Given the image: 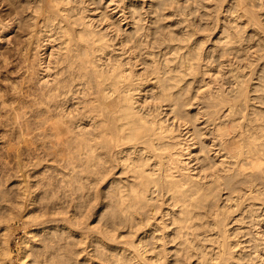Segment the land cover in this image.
Masks as SVG:
<instances>
[{
    "label": "rangeland",
    "instance_id": "rangeland-1",
    "mask_svg": "<svg viewBox=\"0 0 264 264\" xmlns=\"http://www.w3.org/2000/svg\"><path fill=\"white\" fill-rule=\"evenodd\" d=\"M0 1L4 2V0ZM20 1L9 0L7 3L0 2V14H4L2 16L0 15V18H2L0 21H7L6 24L0 23L6 26L8 24L7 27L11 28L9 29L3 25L6 29L5 31L3 26L0 25V28L2 27L1 30L4 29L0 31V33L3 34H1L2 36L0 35V50H2V53L10 55V59L5 55L6 58H3V61L1 56L4 57V54L2 55V53H0L1 60L3 61H0V64H2L0 66V69H2L0 70V84L3 87L2 88L0 85V89L2 92L5 89L3 93L0 92V96L7 93L8 95L3 96V99L7 96H9L7 97L8 99H12L10 103L6 98V100L4 99V101H2L3 99L1 100L0 97L2 101H0V104L2 106L6 101L7 104H11L10 106H7V104L4 105L6 108L3 107V109L0 107V110L4 112H2V115H6L5 113L7 112L5 111H8L6 117H4V115L2 116L0 112V129L2 132L3 129L5 130L4 134L0 133V140L3 139L0 141V264H40L42 262L50 264L52 260L54 264H196L199 259H206L209 261V264H262V261L253 253V250L257 246L258 248H264V204H262V198H264L263 178L257 179L258 185L256 186V188L261 191L260 196L262 198L257 200L248 198L241 201L242 203H239V206H236L238 201L235 199H228L232 194L223 193V191L217 192L216 195L209 200V208H211H205V210L209 209V211L212 210L214 213L216 211L218 214L215 216V221L225 224H218L216 222L215 228L212 226L202 227L199 225H201L200 223L206 218L200 219L201 221L196 220V223L199 224H195V227L189 230L187 237L181 236V233L178 231V225L173 223L174 214H178V210L169 206L166 202L162 203L161 199H154L152 200L151 209H158L154 214V216L156 215L155 222H152V219H154V216H152L150 220L152 223L142 226L135 234V238L132 234V232L137 229L134 221H129L126 226H123L118 219L114 217L116 209L114 186H116L117 182H120V180L130 179V175L123 173L121 170L122 167L116 166L117 163L115 160L112 161V163H108L109 167L103 166L99 173H90L85 170L84 164L80 161H78V163L73 159H66L67 157L65 158V156L61 155L65 158L63 159L60 155L57 157V155L53 153L52 150L55 149L56 142H52L54 137L50 138L51 129L49 123L57 116L49 118L44 110L38 108L37 100L41 94V88L38 89V87H40L38 85L40 84L39 81H41L40 79L42 77L44 78H42L43 80L47 79L46 75L48 74V70L45 71V66L47 67L46 64L49 62L47 60L51 58L52 61H54L55 56L53 58V56L51 57L49 55L52 49L48 47V50L45 49L43 52H40L42 57L38 56V53L36 55L38 56L37 58L34 48V52L31 50V53H29L31 54L29 56L30 59L27 58L25 61L27 62L29 60L28 64L25 63V65H29V62L31 63V58H37L34 61L36 62V60L38 61L39 59V62H34L36 65L33 66H36L37 69L35 70L39 71L36 72L32 64L30 65L31 71H27V73L30 71L29 74L31 77L25 73V69H27L26 66H24L25 71L23 68L22 71H20L21 66L18 63L19 56L16 55L18 51H15L14 48L17 49L19 45L18 41L21 42L24 37L23 33H26L24 29L27 28L28 23L33 21L32 14L34 11L31 12L33 9L32 6L34 5V8H36L40 0ZM89 1L93 3L88 7H97V9H93L91 12L88 11L87 13L91 17L96 18L95 22L98 25V30L101 29L104 31L107 28V22L103 18L105 14L111 18V20H108V22L111 23L108 25L110 26L108 32L113 36L118 33L123 36V32L134 30L133 28H137L138 26L141 31L146 32L147 30L145 28H147L155 37L161 38V47H155L153 49L157 56H161L163 51L170 49V47L174 48L180 45V52L182 54L185 53L186 55L187 52L190 51L191 55L194 57V70L196 74L185 76V79L179 87H182L181 91L183 92V97L190 96V89L193 86V90L199 91L196 102L198 104L195 103L193 108L200 107L201 110H204L206 106L209 105V97L213 94L225 92L226 95L233 96L235 93H238V88L242 86L244 90H247H245L247 93L245 94L246 96L241 97L240 101L237 103L238 115L246 114V117L250 120L248 122L251 123H248V127L259 124L261 127L263 126L264 129V0H244V7H249L250 9H247L249 11L248 14H246L248 15L247 17H245L246 15L243 13L242 8L239 7V5L237 6L236 0H135V2L131 0L136 11V17L134 19H131V17L124 19L122 10L116 8L117 2H111V0ZM73 2L74 3H72V0H69V7L68 4H66V6L70 11L76 13L75 10H80L84 4H82L80 0H73ZM30 3L34 4L32 5ZM148 6H150V8ZM30 7H32V9ZM4 8L8 10V12L11 10L10 8H15L16 10L14 9L15 12L11 10L12 12L10 11L11 13H8ZM19 9L21 11H19ZM22 11L24 15H22ZM251 12L254 18H251ZM126 13H128V10H126ZM5 16L9 19L10 23L15 19L16 21H13L12 24L16 26L14 25V27L10 24L13 26L11 27ZM24 16L25 18H23ZM121 17L122 21L119 22ZM248 17L252 19V22L258 23V31L256 29L257 33L252 30L251 25H246L247 21H249L247 20ZM128 22H130V24H126ZM237 24H239L238 29L235 27ZM21 26H23L24 29ZM16 27L17 30H15ZM6 33L8 35H6ZM231 34L234 36V42L232 44L227 43V38L230 37ZM5 35V38L9 39L8 43L10 44L6 42L7 39L5 40ZM9 36H11V38ZM19 36L22 38L19 39ZM172 36H176L173 41L169 39ZM43 37L44 36H42V39H44ZM12 38L15 39L10 42ZM167 39L168 41H166ZM3 40H5L7 44L4 43ZM11 43L15 45L13 46V50L9 51L8 49L12 46ZM4 44H6V47ZM8 45L9 47H7ZM1 46H4L6 51H9L10 54ZM163 46L165 47L164 50ZM55 47H58V44L57 46L55 45ZM3 50L5 52H3ZM11 52L14 56L11 55ZM47 54L48 56H46ZM166 56L165 59L167 58L169 65L173 67L174 54H167ZM11 57H13L12 60ZM7 58L12 61V64L15 63L18 58L16 63L20 67L17 68L18 66L16 63L13 64L15 67L11 66L12 64ZM162 58H164L163 55ZM6 59L9 61V66L6 65ZM40 60L42 64H40ZM37 63L39 65H37ZM3 65H6L7 68L5 66L3 68ZM41 65L45 69H43V67L40 68L39 66ZM52 65L55 66L54 62H52ZM52 65L51 67H53ZM8 67L10 68L8 69ZM5 68L7 70V76ZM10 69L12 70L10 71ZM14 69H20L18 70L20 76H15V74L14 76L13 74L11 75V72L15 71ZM54 70L55 67H53L52 73L49 69V77L54 75ZM18 71H15L16 74ZM44 71L47 73L46 75ZM23 72L26 75V79L28 77H30V79L33 77L35 80L39 79V83L32 78L30 81L36 83L30 82L33 87L32 85L29 86V79L26 80L24 78V80L23 77H21H25V75H22L24 74ZM40 74L43 75H41V78ZM10 75L13 77L11 78ZM1 77L3 78L2 81L4 84L1 81ZM6 77H8L7 80L9 79V81H5ZM13 78H15V80ZM193 78L195 79L194 82L189 84L191 80L193 81ZM10 79L18 81H16V83L12 80L14 82V84H12L13 82ZM20 79L21 81H19ZM23 80L25 83L27 81L28 85H25ZM15 83L17 87L19 86L18 88L22 87L26 91L21 88L18 89L19 91L21 90V93L19 92L20 94H17L18 90L15 88ZM20 84H24L25 86L21 85L20 87ZM9 85H14V87L12 86L13 88H11ZM27 88L32 90L35 89L38 92L35 90H33L35 93H33L32 90H30L32 91L30 92ZM25 92L28 94L26 93V95ZM29 92L35 94L37 97L34 98L35 96ZM22 93L25 95H23L24 97ZM19 95L22 97H19ZM14 97L19 98L17 100ZM25 97L27 98L25 99ZM19 99L22 101H19ZM35 99L36 101H34ZM23 103L27 105L25 106ZM69 103H72V101H69ZM12 104H14V107H16V104L17 108L14 109ZM11 107L15 112L17 109L20 111L17 110L20 113L18 117L17 114H13L15 112H9L12 110ZM30 107H34V109ZM195 108L190 110L186 109V111H189L190 114H194L197 111ZM33 110L36 113H34ZM9 113H12L10 115H12L11 118L13 119L10 118ZM39 114L40 116L44 115L43 117L47 116L43 118L40 117ZM14 116L20 119L21 122L17 120L20 124L23 123L22 119H24L26 124L24 123L23 125L26 127H22V129ZM3 117L5 119H2ZM47 117L49 119H47ZM37 118L38 120L41 118L43 119L37 121ZM6 120H14L16 122H11L9 124L6 123ZM201 120L202 119H200V121ZM46 121L49 123L47 122V124ZM225 121L231 124L229 120ZM12 123H16L17 126L14 124V127ZM1 125H3V127ZM6 125L8 127L10 125V128L8 129ZM47 126V131L48 129L49 131L46 134ZM202 126H204L203 122L198 125V128H202ZM19 128L21 131H19ZM22 132L23 134H21ZM7 134L9 135L6 137V140L5 136ZM22 135L25 138L29 136V141L26 139V141H24ZM37 136L40 140L37 139ZM39 136L45 137L43 138V140H46H44V144L43 142L39 143L43 141ZM186 137V135L181 134L178 140L185 142L183 140H185ZM209 142L208 139L206 140V138H203L201 144L208 146ZM258 142L264 143V136ZM4 144L6 145L4 146ZM195 146H198V144ZM3 147L5 148L4 150H2ZM37 147L39 151H37ZM40 147H42V149ZM10 148L11 151L8 150ZM38 152L40 154H38ZM196 152L198 151L195 149L190 154L191 156L185 155L183 157L188 163L186 167L189 169L197 165V161L192 160ZM45 153H47V156ZM38 155L41 158H39ZM35 158H37L38 161ZM35 160L37 162H35ZM34 162L39 165H35ZM20 163L21 165L25 164L22 166L23 168L18 166ZM26 169L28 171H25ZM250 170L251 168L249 167L247 171ZM196 171L197 169H193L192 173ZM26 173L28 174L26 175ZM86 175L89 176L87 177ZM247 188V183L239 184L238 189L240 190V195L245 196ZM236 195L237 194L233 193V198H237L238 196L236 197ZM170 211L171 213L167 214V212ZM12 213L13 216L11 215ZM216 213L212 216L216 215ZM258 218L263 219L261 224H259L260 226L257 224L255 225V221H257ZM211 219L213 220L212 217ZM163 220L168 223V227L164 228L161 226ZM158 223L159 225H157ZM206 229L208 230L206 231ZM225 229H227L228 238L224 235ZM5 232L6 235L4 236ZM137 236L143 237V242L138 245L140 252L136 250L140 253L138 256L135 255L137 252L133 253V243L131 244L133 239L137 240ZM225 240L228 241L230 245H235L238 241H245L246 243L242 242V244L235 247L229 245L223 257L219 258L218 247L222 242H225ZM136 243H138V241H136ZM3 249L6 250L4 251ZM206 260L203 264H206Z\"/></svg>",
    "mask_w": 264,
    "mask_h": 264
},
{
    "label": "bare ground",
    "instance_id": "bare-ground-1",
    "mask_svg": "<svg viewBox=\"0 0 264 264\" xmlns=\"http://www.w3.org/2000/svg\"><path fill=\"white\" fill-rule=\"evenodd\" d=\"M7 1L9 0H4V2L6 3ZM80 1L84 5H82V8H80V10L77 11L76 9V13H73L69 10V0H40L38 6L36 5V8H34V3H30L33 5L32 7L34 9L33 10L32 7H30L32 9L31 12L34 11L32 14L33 21L31 23H28V26L26 25L27 30L24 29L23 26H21L24 31H26V33H23V38L20 37L22 33L21 35L19 34V39L22 38V41L20 40L21 42H19L17 40L19 45L17 47L16 42L17 49L14 48L15 51H18L16 55L19 56V61L18 58L17 61L21 66V70H18L22 71V68L24 70V66H26L27 69H25V73H27L28 70L31 71L30 65H36L34 64V60L37 59L38 56L42 57V55H40V52H43V50L47 49L48 47H51L52 49L50 50L49 55L51 57L53 56V58L55 56L54 61H52V59L48 57L50 59L47 60L49 61L46 64L47 67L45 66V71L48 70V74L49 69L50 71H52L53 67H55L54 75H52V77H49L50 75H48L44 71V74H47V77L45 76L47 79L43 80L44 78H41V75L43 73L40 74V80L43 81H39L40 84H38L40 86L38 87V89L41 88V94L37 100V106H39L38 108L40 110H44L49 118L57 116L54 117V120L52 119L51 122L49 120L50 123L46 121V123L48 122L50 124V138L54 137L52 139V142H56V147L52 150L53 153L57 155V157H59L60 155L61 158L65 156V158L67 157L66 159H73L77 162L80 161L84 164L85 170L90 173H99L100 170H102L103 166L109 167L108 163H112V161L115 160L117 163L116 166H121L122 172L130 175V179L120 180V182H117L116 186H114V193L116 194V209L114 212V217L118 219V221L123 226H126L129 221H134L137 228L135 229V231H133L134 233L132 232L134 237L142 226L151 224L155 220L156 215L154 216V214L156 213V211H158V209H151V204L153 203L152 200L154 199H161L162 203L166 202L169 206H172L178 210L179 213L174 214L175 216L173 218V223L178 225V231L181 233V236L186 237L189 234V230L194 228L195 224H197L196 220L199 221L200 219L206 218L202 221V223H200L201 225L199 226H212L213 228H215V223H218V221H215V216H217L218 213H216L215 211L216 215L212 216L215 213L214 211L212 212V210L209 211V209L211 208H209V200L210 198L215 196L217 192L223 191V193L232 194V196L230 195L228 199H235L236 201H238L237 203L235 202L236 206H239V203H242L241 201L248 198H252L255 200L261 199V191L258 190L256 186L258 185V178H263L264 180V143L258 142L264 136V129L263 126L261 127V125L259 124L255 126L251 125V127H248V123H250L248 121L250 120L246 117V114L238 115L239 112H237V103L240 101L241 97L246 96L245 94L247 93V90L245 89V91L244 87L241 86L238 88V93H235L233 96H228V94L226 95L225 92H223L225 94L220 92L218 94H213L209 97V105L206 106V109L201 110L200 107H194L195 109H197L196 113L190 114L189 111H186V109H194L193 105H195V103L197 102L199 91L193 90V86L190 89V96L183 97V92L181 91L182 87H179L185 79V76H192L196 74L194 70V57L191 55L190 51L187 52L186 55L185 53L182 54L180 52L181 45H176L177 47H170V49L163 51V54L161 53L164 58H162V55L157 56L155 50L153 49L155 47H161V38L155 37L154 34L147 28H145L147 30L146 32L141 31L138 26L137 28H133L134 30L123 32V36H121L119 33L113 36L108 32L110 28V26L108 25L111 24L110 22H108V20H111V18H109V16H106L105 14L103 18L107 22V28L104 31H102L101 29L98 30V25L95 22L96 18L91 17L87 13L88 11L91 12V10L93 9H97V7H88L89 5H91V3H93L89 0ZM111 2H117L116 8L122 10L124 19H127L129 17H131V19H134L136 17V11L131 0H111ZM72 3H74L73 0ZM8 4L7 6L9 7ZM66 4H68V7L66 6ZM236 4L237 6L239 5V7L242 8L245 15L248 14V10L250 9L249 7H244V0H236ZM148 7L150 8V6ZM10 9L14 12L16 9L18 11L17 6L16 9ZM20 9L19 11H21ZM126 10H128V13H126ZM6 11L8 12V10ZM10 11L8 13L12 12ZM0 15L2 16L4 14ZM15 15L17 16L16 13ZM22 15H24V12ZM247 16L248 15H246L245 17ZM250 16L251 18H254L253 13ZM23 18H25V16ZM247 20L246 25H251L252 30L257 33L258 23L252 22V19H249V17L247 18ZM13 21L16 20L14 19ZM121 21L122 17L119 19V22ZM1 23L6 24L7 21L3 22L2 20ZM1 23L0 25H2ZM8 23L9 25L12 24L9 22V19ZM126 24H130V22ZM12 25L14 26L15 24ZM235 27L236 29H238L239 24H237ZM1 28L0 31H3L5 29L4 28L3 30H1ZM15 30H17V27L15 28ZM1 34L2 33H0V35ZM6 35L8 34L6 33ZM6 35L4 36V38L6 37ZM41 35L44 36V39H42ZM9 37L11 38V36ZM175 37L172 36L169 39L173 41ZM15 38H12L10 42H12ZM6 39L7 38H5V40ZM179 39L181 40L180 37ZM233 39L234 36L233 34H231V36L227 38V43L232 44L234 42ZM5 40H3L4 43L9 42V39H7L6 42ZM166 41H168V39ZM6 44H4L5 47ZM57 44L58 47H55V45L57 46ZM14 45L15 44L13 43L11 48L8 50L12 51ZM1 47L3 48L4 46ZM5 47L3 49H5L6 51ZM7 47H9V45ZM34 48V51L36 53H34L35 56L38 53L39 55L36 56L37 58H31V63L29 62V65H25V63L28 64L29 60L27 62L25 61L31 55L29 54L31 53L30 51L32 50V52H34ZM164 48L165 47L163 46V50ZM5 51L3 50V52ZM9 51L6 52L10 54ZM0 53H2V50H0ZM3 54L4 53H2V55ZM167 54H174L173 67L169 65L167 58L165 59V57H167ZM5 55L6 54H4V57L1 56L2 59L6 58L7 56L8 58L10 57V55H6V57ZM46 56H48V54ZM1 57L0 61H2ZM12 58L13 57H11V60ZM8 60L6 64L7 66H9L8 62L10 61ZM10 62L12 64V61ZM36 62H39V59L38 61L36 60ZM52 62H54L55 66L52 65ZM13 64L11 66H13ZM40 64H42L41 60ZM1 65L2 64H0V66ZM6 65H3L2 67L4 68V66L6 67ZM37 65L39 64L37 63ZM51 65L53 67H51ZM20 66H18L17 68H19ZM27 66L29 67V69ZM13 67H15V65ZM33 67H35L34 70L37 69L36 66ZM39 67L42 68L43 66L41 65ZM9 68L10 67H8V69ZM45 68L43 67V69ZM139 68H141L142 70ZM12 69H10V71ZM10 71L8 70L9 73ZM15 71L11 72V75L13 74L14 76L15 74V76H20V74H18L19 71L17 72V74ZM5 73L7 76V70ZM25 73L22 75H25ZM29 73L27 74L31 77ZM11 75L10 77L12 78L13 76ZM8 77H6L5 81H9V79L7 80ZM21 77H23V79H26V75L25 77ZM30 77L27 78L29 79V84L30 82H32L30 80L33 78L32 77L30 79ZM2 79L3 78L1 77V81ZM13 79L15 80V78ZM194 80L195 79L193 78V81L191 80L189 84L194 82ZM19 81H21V79ZM14 82L12 84H14ZM16 83L15 86L17 85ZM32 83L36 82L33 81ZM26 84L27 81L25 85ZM21 85L23 86L24 84H20V87ZM31 85L32 84H30L29 86ZM12 86L14 87V85ZM12 86L11 88H13ZM18 87L16 86L15 88L17 90L22 88ZM28 88L27 90H32ZM4 91L5 89L3 90V92ZM20 91L18 90V93H16L20 94ZM35 91H33V93H35ZM0 92H2L1 89ZM26 93L27 92H25V94ZM6 95L8 94H2V96H0L1 100L3 99V96ZM23 95L24 94L22 93V96ZM33 95L35 96V94ZM22 96L19 95V97ZM7 97H4V99L6 98L8 102L11 103L12 99L10 100ZM36 97L37 96H35L34 98ZM18 98L15 99L18 100ZM26 98L27 97H25V99ZM4 99L2 101H4ZM20 99L19 101H22ZM34 101H36V99ZM69 101H72V103H69ZM4 103V105H6L7 101ZM4 105H1L0 107L2 109L3 107L6 108V106ZM10 105L9 103L7 104V106ZM12 105L14 109L17 108L16 104V107H14V104ZM24 105L26 106L27 104ZM13 108L9 112H15ZM32 108L34 109V107ZM17 110L13 114H17L18 117L20 111L18 110V112ZM0 112L2 115L3 111L0 110ZM5 112L8 113V111ZM33 112L36 113L34 110ZM7 113H5L6 115L3 114L4 117L7 116ZM12 113H9V115ZM4 117L2 119H5ZM11 117L12 115H10V118ZM17 117L15 118L16 121H20V119H17ZM43 118L39 120L37 118V121H40ZM49 118L47 117V119ZM200 119L202 120L200 121ZM10 120H6V123L10 124L11 122H16L14 120ZM225 120H229L231 124H228L229 122H226ZM19 121H17V123ZM22 121L23 123L20 124V121L18 125H20L21 128L26 127L23 125L24 123L26 124V121L24 119H22ZM202 122L204 123V126H202V128H198V125ZM12 124L14 126V124L16 123ZM1 126L3 127V125ZM15 126H17V124ZM48 126L46 127V134L49 131V129L47 131ZM7 128L9 129L10 125L9 127L7 126ZM4 131L5 130L3 129V132L1 130L0 133L4 134ZM19 131H21L20 128ZM28 132L30 133V131ZM21 134H23V132ZM181 134L187 136L185 140H183L185 142H181L178 140ZM8 135L9 134L3 136H5L6 139ZM28 137H24V141H29ZM39 137H41L42 140L43 138H45L42 136ZM203 138H206V140L208 139L210 141L208 143V146L201 144ZM37 139L40 140L38 136ZM44 140L39 143L43 142L44 144ZM196 144H198V146H195ZM5 145L6 144H4V146ZM42 147L40 148L42 149ZM4 149L5 148L3 147L2 150ZM195 149L198 152L193 155L194 157L192 158V160H196L197 165L196 167L189 169L188 167H186L188 163L184 160L183 157L185 155L191 156L190 154ZM8 150L11 151V148ZM37 151H39L38 147ZM38 154L40 153L38 152ZM45 154L47 156V153ZM37 158L35 159L37 160ZM39 158L41 157L39 156ZM36 160L35 162L38 161ZM23 165H21L20 163L18 166L22 167ZM249 167L251 168V170L247 171ZM193 169H197V171L195 173H192ZM25 171L28 170L26 169ZM27 174L28 173H26V175ZM90 177L92 178V175ZM262 182L264 188V181ZM243 183H247L248 186L245 196L240 195V190L238 189L239 184ZM233 193L237 194L236 197H238L233 198ZM262 199V204H264V198ZM205 208L209 209L205 210ZM169 213H171V211L167 212V214ZM11 215L13 216V213ZM152 216H154V219H152ZM211 217L215 222L211 219ZM151 219L152 222L150 221ZM262 221L263 219L258 218L257 221H255V225L261 224ZM161 224V226L164 228L168 227V223H166L164 220ZM218 224L225 223L220 222ZM157 225H159V223ZM207 230L208 229H206V231ZM5 235L6 232L4 236ZM224 235L226 236V238L229 237L227 235V229L224 230ZM136 241H138V243H136ZM142 242L143 237L137 236V240H132L131 244L133 243L134 248L133 253L137 252L136 250L139 251L138 245H140V243ZM242 242L246 243L245 241H238L235 245H230V243L225 240V242H222L218 247V257H223L226 248L229 245L231 247H235L239 244H242ZM253 253H255V255H257V257H259L262 261V264H264V248H258L257 246L254 248ZM139 254L140 253L137 252L135 255L138 256ZM205 260L206 259H199L196 264H203ZM40 264L46 263L42 262ZM50 264H54L53 260ZM206 264H209L208 260H206Z\"/></svg>",
    "mask_w": 264,
    "mask_h": 264
}]
</instances>
